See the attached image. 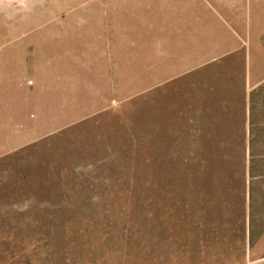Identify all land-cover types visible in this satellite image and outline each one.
<instances>
[{
	"label": "rangeland",
	"instance_id": "rangeland-1",
	"mask_svg": "<svg viewBox=\"0 0 264 264\" xmlns=\"http://www.w3.org/2000/svg\"><path fill=\"white\" fill-rule=\"evenodd\" d=\"M149 1L0 0V264H264L263 22Z\"/></svg>",
	"mask_w": 264,
	"mask_h": 264
},
{
	"label": "crops",
	"instance_id": "crops-1",
	"mask_svg": "<svg viewBox=\"0 0 264 264\" xmlns=\"http://www.w3.org/2000/svg\"><path fill=\"white\" fill-rule=\"evenodd\" d=\"M149 2L150 18L155 19V21L153 20L152 22L153 25L149 27V33H152V27L155 30L158 26L157 19L159 18L187 19L190 17H206L207 15L212 17H224L228 16V14H223L222 12L228 11L233 13L239 10V3L243 4L242 7L246 13L245 17L251 19V22H253L254 19H260L263 22L260 26L261 30H257V32L261 31L264 33V0H150ZM206 12L210 13L207 14ZM185 24L186 22H184V20L177 22L178 27L185 26ZM248 26L250 25L248 24ZM174 31L180 32L179 30ZM262 81H264V73L261 76L257 75V77H255L250 70L247 78L248 92L252 91Z\"/></svg>",
	"mask_w": 264,
	"mask_h": 264
}]
</instances>
